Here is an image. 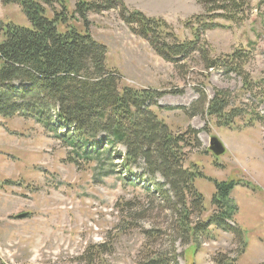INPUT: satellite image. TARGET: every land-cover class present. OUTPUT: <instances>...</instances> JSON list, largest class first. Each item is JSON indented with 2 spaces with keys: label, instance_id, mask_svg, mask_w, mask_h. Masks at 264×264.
Here are the masks:
<instances>
[{
  "label": "rangeland",
  "instance_id": "obj_1",
  "mask_svg": "<svg viewBox=\"0 0 264 264\" xmlns=\"http://www.w3.org/2000/svg\"><path fill=\"white\" fill-rule=\"evenodd\" d=\"M117 1L128 14L166 22L176 39L162 42L195 44L168 62L131 31L120 8L88 17L92 37L107 48V67L122 76V85L161 94L160 109H151L175 135L197 132L198 145L186 151L184 167L202 175L195 186L205 211L188 222L205 225L216 212V184L234 182L236 211L225 223L232 229L210 226L191 236L155 192L154 184L165 180L149 177L143 162L131 175L122 161L125 148L111 147L105 135L89 162L83 150L69 145L77 137L55 113L42 122L0 117V264H146L153 253L152 259L162 255L167 264H264V129L247 119L220 127L207 107L193 110L201 92L211 101L219 90L232 94L233 108L254 104L264 114L254 97L264 86V0H245L233 17L209 15L196 0ZM66 2L70 17L79 0ZM54 8L62 10L59 4ZM0 23L31 29L18 5L1 0ZM70 23L82 29V22ZM202 49L212 60L229 61L239 51L249 60L240 65L242 72L238 67L241 74L226 66L208 70ZM246 80L254 92L245 89ZM213 138L225 148L220 157L210 149Z\"/></svg>",
  "mask_w": 264,
  "mask_h": 264
},
{
  "label": "trees",
  "instance_id": "obj_2",
  "mask_svg": "<svg viewBox=\"0 0 264 264\" xmlns=\"http://www.w3.org/2000/svg\"><path fill=\"white\" fill-rule=\"evenodd\" d=\"M196 1L207 14L222 13L223 17L241 13L245 3V0ZM1 2L18 5L31 29L0 23L4 38L0 43V117L33 118L42 122L46 114L55 113L58 122L73 130L77 137L78 142L71 140L69 145L83 150L82 157L89 162L93 161L92 154L100 153L105 141L100 142L99 137L105 135L111 147L125 148L122 161L131 175H134L133 167L143 162L149 177L160 175L165 180L164 184H154L155 192L171 204L172 212L179 214V223L191 231V236L195 238L210 226L229 230L231 226L225 223L232 221L236 211L231 192L237 184H216L217 192L211 202L216 212L204 227L191 226L188 222L191 215L203 216L205 211V198L195 186L202 175L184 167L186 151L198 145L197 132L175 135L151 109H160L157 100L161 94L122 85V76L107 67V48L92 37L88 17L120 8L121 17L131 31L147 39L168 62L194 50L195 44L162 42L161 38L176 39L166 32L169 28L166 22L147 18L141 12L128 14L125 4L117 0H79L70 17L66 0ZM56 4L62 7L61 11L55 10ZM71 21L82 22V29ZM201 52L208 70L226 66L241 74L240 65L249 60L242 51L229 61L212 60L204 49ZM245 83V89L254 92L250 82ZM254 97L264 104V86ZM232 103L229 91H215L211 101L201 92L193 110L199 104L203 109L207 107V115L220 127L231 128L236 120L247 119L250 125L260 124L264 129V114L258 105L242 109L233 108ZM166 187L169 189L165 190ZM151 256L146 264H167L166 257L158 256L157 261L152 259L154 253Z\"/></svg>",
  "mask_w": 264,
  "mask_h": 264
},
{
  "label": "water",
  "instance_id": "obj_3",
  "mask_svg": "<svg viewBox=\"0 0 264 264\" xmlns=\"http://www.w3.org/2000/svg\"><path fill=\"white\" fill-rule=\"evenodd\" d=\"M210 149L217 157H220L225 153V148L223 147L220 140H218L217 138H213L211 140V148Z\"/></svg>",
  "mask_w": 264,
  "mask_h": 264
}]
</instances>
